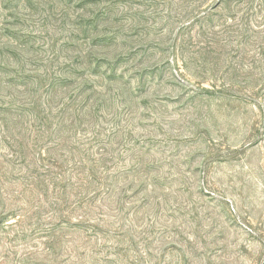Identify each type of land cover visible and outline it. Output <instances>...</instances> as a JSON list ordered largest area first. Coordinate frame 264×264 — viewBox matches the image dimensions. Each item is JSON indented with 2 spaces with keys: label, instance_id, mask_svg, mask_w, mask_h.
I'll return each instance as SVG.
<instances>
[{
  "label": "rangeland",
  "instance_id": "obj_1",
  "mask_svg": "<svg viewBox=\"0 0 264 264\" xmlns=\"http://www.w3.org/2000/svg\"><path fill=\"white\" fill-rule=\"evenodd\" d=\"M220 1L0 0V264H264V10Z\"/></svg>",
  "mask_w": 264,
  "mask_h": 264
},
{
  "label": "trees",
  "instance_id": "obj_2",
  "mask_svg": "<svg viewBox=\"0 0 264 264\" xmlns=\"http://www.w3.org/2000/svg\"><path fill=\"white\" fill-rule=\"evenodd\" d=\"M256 1H258L257 5H258V7L260 9V12H261L262 10H264L263 9V5H264V1L263 0H221L220 3L218 4V6L222 5V7L224 6L225 9L230 11L231 10V5H233V3H235L236 7L242 6V9L240 11H244V13L249 14V11H251L254 8V3ZM238 9H240V8H238ZM204 14H206V13L204 12ZM224 17H221L220 19H222ZM205 18H208V20H212L213 19V15L210 14V15H208ZM244 19H246V18H244ZM231 20H234V18L228 16L227 19H225L222 24L225 25L226 22L231 21ZM232 27H233V25L230 24L229 28H232ZM202 28L205 31H207V28H212V30L214 31L213 32L214 36L217 35V34L224 35V33L226 32V31H221V30L217 29V25H215V24H213L211 26H208V25L205 24ZM244 29H247V28H244ZM81 225H82L81 222L75 224V226H77V227H82Z\"/></svg>",
  "mask_w": 264,
  "mask_h": 264
}]
</instances>
